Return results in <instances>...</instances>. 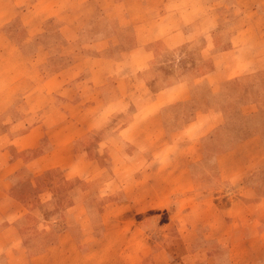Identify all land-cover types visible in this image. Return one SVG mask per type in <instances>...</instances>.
Instances as JSON below:
<instances>
[{
  "label": "crops",
  "instance_id": "obj_1",
  "mask_svg": "<svg viewBox=\"0 0 264 264\" xmlns=\"http://www.w3.org/2000/svg\"><path fill=\"white\" fill-rule=\"evenodd\" d=\"M259 72L264 0H0V135L11 138L0 217H23L0 222V264H144L137 224L119 217L164 201L171 226L201 232L204 249L264 264V79L243 82ZM237 110L257 124L233 120ZM228 137L211 166L208 146ZM24 166L64 172L38 198L51 206L23 212L31 197L6 192ZM213 181L234 185L226 203Z\"/></svg>",
  "mask_w": 264,
  "mask_h": 264
},
{
  "label": "rangeland",
  "instance_id": "obj_2",
  "mask_svg": "<svg viewBox=\"0 0 264 264\" xmlns=\"http://www.w3.org/2000/svg\"><path fill=\"white\" fill-rule=\"evenodd\" d=\"M54 28L58 27L59 23L57 21H52L51 23ZM52 39L51 42H58L55 40V37H58V30L52 33ZM57 62V59H56ZM264 79V72H259L254 75L253 78H250L249 76L247 78H243V82L245 81H256L260 80L262 81ZM250 89H243V104L245 101L248 99L250 100L251 95H247L249 93ZM256 107V106H255ZM244 111H251V106H240V110L242 109ZM232 109V108H230ZM240 110H237V112H233V120H238L237 122H241L244 126L249 125V126H255L257 124L256 118L255 119H250L249 114H243L241 115ZM254 112V111H253ZM261 116V114H260ZM263 118L259 117V122L262 121ZM8 123H6L7 125ZM245 135V131L243 133ZM245 138V137H243ZM10 136L8 133L0 135V159L6 158L8 156V151L5 150V148L8 146L7 144L10 143ZM238 139V137H228L225 140V143L223 142L222 145L219 143L216 139V141H212L211 145L208 146L210 147V161L209 164L213 166V156L216 151L215 149H221V148H226L230 145L233 144V142ZM221 140V139H220ZM219 140V141H220ZM225 144V145H224ZM44 150V148H41L39 151H32L31 153H27L26 156L28 159H34L38 155H40ZM49 156L42 157L38 160H35L33 162H41L43 160H48ZM36 164V163H34ZM35 166V165H31ZM69 170V169H68ZM60 170L58 168H55L52 171V174H48V170H42V169H33V167L30 166H24L20 167L19 169L15 170V172L12 174V178L10 181L4 183V186L6 188V192L11 195L12 193L16 192L22 196H30L31 199L28 201H25L24 203L27 204L26 206L23 205L22 208L23 212L26 210L27 206L36 208L37 205H41V207H49L51 205H46V203L43 205L42 198L38 199L40 195L43 194L47 190V198L49 199L52 193L50 190L54 192L55 186L52 184H48V181H50L52 178H56V176H64V172H59ZM102 171V170H101ZM36 182H35V181ZM29 182L30 185L27 183ZM74 182V181H72ZM218 181H213L214 186L212 187V192L216 194H222V198H224L222 203H226L227 201V194L230 192H234V185L233 184H220ZM216 183V184H215ZM96 188L95 191L98 192H104L106 188ZM193 188V186H191ZM195 192H201L202 190L195 189ZM63 193L65 195H68V190H65ZM36 196V197H35ZM32 197L34 199H32ZM45 199V197H44ZM112 204L110 205L111 209H116L118 208L119 210L123 208H129L131 207L128 203H123V202H114L110 201ZM105 202H98V205L101 208H105L106 204L104 205ZM107 203V202H106ZM171 202L169 201H164V202H158L160 204V207H156L157 209H151L147 211L146 213H134L132 211H128L127 214L122 215L121 218L119 217V221L122 222H133L136 225V229L134 231L135 234V241L133 243V246L135 247V252L142 250L145 253V259H144V264H205L207 263L206 259L210 256H213V259L211 261V264H228L229 263V256H230V250L225 248L224 246L220 245L219 243H215V247H212V249H204L203 246V237L202 233L200 232H190L189 229H187L183 223L181 227L175 225V227L171 226L169 223L171 221V218L169 216V209L170 205L167 206ZM212 204H215L214 202H211ZM218 203H221V201H218ZM217 205V204H215ZM218 206V205H217ZM29 207V208H30ZM201 204L200 202L196 204V208H200ZM219 207V206H218ZM156 215V217H155ZM148 219V227L144 224V221ZM11 219L14 220H21L23 217L19 218L17 215H12L9 214L7 216H4L3 218L0 217V222L3 220V224L5 222V219ZM158 219V223H155L154 219ZM52 222L54 221L53 218ZM140 220H144L142 223H139ZM25 221V220H24ZM169 223V224H168ZM134 225V226H135ZM140 226L141 229L138 228ZM146 229H145V228ZM130 232V231H129ZM141 235V238L138 239V237ZM171 238L175 242V246L173 248L170 247V245H167V248L162 249L159 253L156 254L154 252L156 249L158 250L159 248L156 246H159V244L163 243L165 239ZM197 240V245L200 248H185L183 247L184 245L188 244V240ZM13 242H16V244L13 246L15 248V251L21 249V251H24L23 247H20V242L19 239L17 241H14V237L12 238ZM212 245V244H211ZM203 248V249H201ZM5 251H8L7 249ZM4 251V252H5ZM245 252V250H244ZM246 254V253H245Z\"/></svg>",
  "mask_w": 264,
  "mask_h": 264
}]
</instances>
